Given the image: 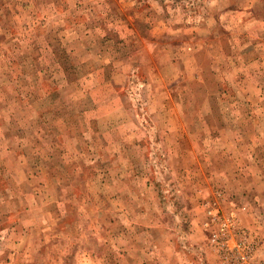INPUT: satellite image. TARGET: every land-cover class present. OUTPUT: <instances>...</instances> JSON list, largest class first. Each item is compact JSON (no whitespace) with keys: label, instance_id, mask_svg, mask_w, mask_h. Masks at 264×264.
Masks as SVG:
<instances>
[{"label":"rangeland","instance_id":"374dc122","mask_svg":"<svg viewBox=\"0 0 264 264\" xmlns=\"http://www.w3.org/2000/svg\"><path fill=\"white\" fill-rule=\"evenodd\" d=\"M0 264H264V0H0Z\"/></svg>","mask_w":264,"mask_h":264}]
</instances>
